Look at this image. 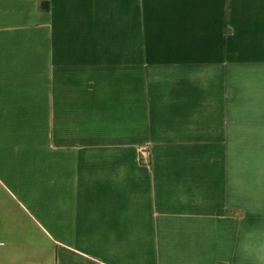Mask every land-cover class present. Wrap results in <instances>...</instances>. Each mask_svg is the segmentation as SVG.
<instances>
[{"label":"crops","instance_id":"0c3cea01","mask_svg":"<svg viewBox=\"0 0 264 264\" xmlns=\"http://www.w3.org/2000/svg\"><path fill=\"white\" fill-rule=\"evenodd\" d=\"M0 264H264V0H0Z\"/></svg>","mask_w":264,"mask_h":264},{"label":"built area","instance_id":"2783aa9c","mask_svg":"<svg viewBox=\"0 0 264 264\" xmlns=\"http://www.w3.org/2000/svg\"><path fill=\"white\" fill-rule=\"evenodd\" d=\"M142 154H143L144 156H148V151H147V150H144V151H142Z\"/></svg>","mask_w":264,"mask_h":264}]
</instances>
